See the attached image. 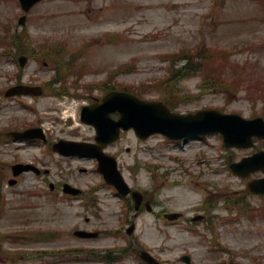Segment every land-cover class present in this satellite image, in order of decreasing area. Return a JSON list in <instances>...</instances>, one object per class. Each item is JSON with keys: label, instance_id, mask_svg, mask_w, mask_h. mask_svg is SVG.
Listing matches in <instances>:
<instances>
[{"label": "rangeland", "instance_id": "obj_1", "mask_svg": "<svg viewBox=\"0 0 264 264\" xmlns=\"http://www.w3.org/2000/svg\"><path fill=\"white\" fill-rule=\"evenodd\" d=\"M22 13L17 0H0V31L6 32L15 26L20 28L17 20ZM25 26L37 43L49 40L66 44L68 53L73 52L68 49L82 51L83 57L77 62V67L83 68L84 62L92 60V73L85 72L82 77L85 82L112 81L145 98L163 99L174 110L182 112L217 107L245 116H253L254 113L264 116V98L261 95L264 90V0H43L27 13ZM92 42L96 44L94 47ZM202 44L231 50V63L227 67L215 62L206 66L204 71L212 69L210 74L223 71L232 77L245 76L250 80L251 88L258 90H251L256 95L247 94V90L204 88L200 86L201 74L196 71L174 80L172 87L148 88L146 83L165 74L170 54L181 49L191 53ZM87 45H91V50L101 51L97 59L88 58ZM119 46L123 47L121 54L115 57ZM1 50L0 87H3L16 64L12 60L7 61L12 57L1 56ZM46 59L31 61L24 70L25 80L28 77L42 80L51 75L50 66L44 65ZM122 65H129V68L110 75L111 68ZM175 91H181L188 97L180 98ZM26 100L33 105L32 112L53 115L47 106L54 102L49 105L47 98L32 101L26 97ZM76 109L75 105L68 113L76 114ZM20 113L30 114L23 109ZM2 117L0 113V123ZM62 127H65L63 123L59 124V130ZM128 133L120 143L108 147L119 152L125 176L131 184L149 190L148 194L157 192V198L161 200L156 209L178 210L183 212V217L164 221L157 215L144 212L136 220L137 228L133 235L128 236L125 230L128 222L123 217L132 211H124V199L108 186H101L97 201L88 205L86 199L53 197L48 184L40 181L39 177L33 178L31 187L28 186L30 181H23L19 187L4 189L3 182L5 204L0 206L3 211L0 214V262L104 264L92 258L94 253L88 254V250L119 247L125 245L129 237H134L139 245L150 249L165 264H184L179 260L183 252L191 255L192 264H213L216 259L231 264H264V214L256 212L249 217L248 213L240 214L237 205H225V197L241 194L246 182L233 174L228 165L251 153L252 149L225 147L218 133L184 143L169 142L160 134L138 141L134 133ZM56 134L62 135L63 132L54 129L51 136ZM126 145H130V152L125 150ZM256 148H264V140H259ZM26 157H31V154H26ZM0 159L6 161L7 153L2 152ZM81 163L92 165L91 160ZM136 163L142 167L146 164L145 169L138 173L137 168H130ZM45 166L50 167L46 176L57 178L59 172L70 174L72 180L79 178L75 174L79 172L72 168L53 169L51 163ZM1 174H4L2 168ZM28 177L26 175L22 180ZM173 178L178 180L176 184H171ZM79 180L88 185L103 181L92 168L80 175ZM192 184H195L194 189L196 185H203L210 194L198 192L192 196L191 202L188 199L180 201L176 190L179 187L188 189ZM245 198L253 205L260 206L263 202L258 196L248 194ZM185 202L191 206L185 207ZM223 204L225 209L220 208ZM197 213L204 214L205 218L194 222L186 219ZM87 216L90 218L85 222ZM78 225L91 229L120 227V230L114 236L103 233L94 239H78L72 234ZM46 232L51 235L49 239L41 236ZM132 246L133 242L128 244L121 259L114 264H144L133 253ZM72 248L76 250H68Z\"/></svg>", "mask_w": 264, "mask_h": 264}, {"label": "water", "instance_id": "obj_2", "mask_svg": "<svg viewBox=\"0 0 264 264\" xmlns=\"http://www.w3.org/2000/svg\"><path fill=\"white\" fill-rule=\"evenodd\" d=\"M35 0H23L24 8H28ZM153 107V112L146 118V130H162L170 136H180L192 132H205L209 130H220L224 133L225 139L230 143L238 145L251 144L249 136L256 134L264 135V122L261 119L254 121L244 120L236 115H222L215 110L206 112L208 116H201L197 113L192 116V120L184 121L182 115L170 113L161 103H149ZM210 118V119H208ZM200 123L199 129L195 125ZM147 131H144L145 133ZM233 170L247 174L249 171L262 168L264 170V153H256L250 157L242 159L239 163L232 165ZM117 183L118 178L112 177ZM259 182L254 180L249 183V189L254 192H264V179ZM115 182V181H114Z\"/></svg>", "mask_w": 264, "mask_h": 264}, {"label": "bare ground", "instance_id": "obj_3", "mask_svg": "<svg viewBox=\"0 0 264 264\" xmlns=\"http://www.w3.org/2000/svg\"><path fill=\"white\" fill-rule=\"evenodd\" d=\"M176 191L179 192L180 196H183L180 198V201H183L185 198H191L194 193H198L196 189L184 190L182 187H179Z\"/></svg>", "mask_w": 264, "mask_h": 264}]
</instances>
